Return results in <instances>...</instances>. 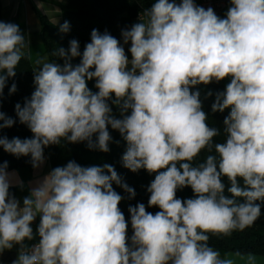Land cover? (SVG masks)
I'll return each mask as SVG.
<instances>
[{
  "label": "clouds",
  "instance_id": "clouds-1",
  "mask_svg": "<svg viewBox=\"0 0 264 264\" xmlns=\"http://www.w3.org/2000/svg\"><path fill=\"white\" fill-rule=\"evenodd\" d=\"M226 18L194 0H156L141 22L122 31L131 43V60L115 37L93 29L81 53L72 39L52 55L64 65L37 60L36 85L23 106L15 105L20 123L32 138L0 137L4 151L31 156L33 167L44 161L43 150L62 139L87 141L90 149L108 152L118 130L126 142L123 166L132 172L157 173L148 187V207H129L133 230L120 208L121 186L129 198L135 190L123 183L113 166L82 167L70 161L54 168L23 199L9 193L7 163L0 166V254L20 245L13 264H237L209 245L211 236H231L261 217L264 204V0H231ZM69 30L67 21L60 26ZM19 26L0 21V97L7 79L27 48ZM80 57L73 66L71 60ZM129 65L131 67H129ZM94 69V70H93ZM230 78L212 111L230 109L221 129L208 124L198 84ZM95 79L97 92L87 82ZM12 84L9 93H15ZM121 119L112 115L108 101ZM130 110V114L128 113ZM0 129L15 121L0 112ZM95 135V140L93 136ZM207 149L203 162L195 158ZM214 153V154H211ZM229 182L225 195V183ZM242 181V185L241 182ZM191 187L194 198H177ZM40 216L39 242L31 224ZM242 264L256 257L241 253Z\"/></svg>",
  "mask_w": 264,
  "mask_h": 264
},
{
  "label": "trees",
  "instance_id": "trees-1",
  "mask_svg": "<svg viewBox=\"0 0 264 264\" xmlns=\"http://www.w3.org/2000/svg\"><path fill=\"white\" fill-rule=\"evenodd\" d=\"M156 0H67L61 12V20L57 24L50 22L45 16H39L40 21V41L43 52L47 55L49 62H55L64 65V60L57 56H53V51L60 47L67 49L69 42L76 39L79 42L81 53L87 43L91 42V32L93 29L98 30L101 34L107 32L117 39L118 34L123 30H129L133 26L134 19L143 14L144 10L149 8ZM0 21L6 22L2 18V9L0 6ZM67 21L69 30L62 32L60 26ZM73 66L80 63V57L71 60ZM94 70V69H93ZM35 70L32 63L25 53L16 68V75L7 79L6 85L3 89V95L0 97V112L5 113L7 117L12 118L15 123L10 128L0 129V137H6L11 140L18 137L21 140L32 138L33 133L26 124H22L16 115L15 105L17 103L23 106L25 99H30L34 92L36 85L34 84ZM230 78H225L220 81L213 80L211 83L198 84L191 87L192 92L199 91V99L202 104V110L208 115V124L211 127L221 129V135L216 137V142L224 141L223 121L229 115L230 109H225L223 112H213L212 105L216 101L219 93L225 91ZM15 83L17 91L10 94L9 89ZM95 79L87 82L88 88L92 92H97L95 87ZM111 108L115 111H120L117 105L108 101ZM130 114V110L128 113ZM121 119V115L114 116ZM3 123V121H0ZM108 131L112 137L109 142V151L102 152L98 149H90L87 141L70 143L66 139H62L59 144H51L44 148L43 155L47 156L50 170L56 167H64L68 162L74 161L82 167L89 166H103L109 164L114 167L123 183L135 190V196L129 198V194L119 185L113 182L114 190L120 194L123 199L118 207L124 214L126 221H128L127 236L129 245H131V236L133 230L130 223L129 207H135L138 203H143L146 210L155 214L160 211L159 207H148V200L150 193L148 187L154 180L157 173H149L145 169H140L137 172L125 168L122 163V156L126 151V142L123 140L118 130H114L108 126ZM95 140V135L93 136ZM210 154L207 149L203 150L193 161L194 164L203 162L206 156ZM214 154V153H211ZM7 163V169L32 168L33 164L31 156L17 157L4 151L0 146V166ZM225 183V195L231 197L227 192L229 182L223 178ZM242 185V181L240 182ZM10 195H13V190L9 188ZM177 198L186 200L194 198V193L191 187H184L178 189L176 192ZM261 217L244 231L233 232L231 236H211L209 245L214 249L219 250L221 256L226 252H239L241 254H256L264 256V204H261Z\"/></svg>",
  "mask_w": 264,
  "mask_h": 264
},
{
  "label": "crops",
  "instance_id": "crops-1",
  "mask_svg": "<svg viewBox=\"0 0 264 264\" xmlns=\"http://www.w3.org/2000/svg\"><path fill=\"white\" fill-rule=\"evenodd\" d=\"M67 0H0V6L2 9V18L6 20V23H14L19 26L21 34L27 37L29 35L39 36L40 21L39 16H45L53 24H57L61 20V12L65 6ZM169 2H175L180 4L181 0H169ZM232 7L231 0H229L228 6L221 12L220 18H226L228 9ZM143 15V14H142ZM138 15L133 25L141 22V16ZM117 40L120 41L121 46L124 47L125 53L131 60V53L129 48L131 43L124 44L122 33L118 34ZM28 43V41L26 42ZM30 45L27 53L29 59H31ZM129 67H131L129 65ZM9 174V180L11 182V188L13 195L19 202L20 206H23V199L30 195L33 188L37 187L47 176L51 170L47 156H44V161L38 167L19 168L7 171ZM40 223V216L37 215L31 227L33 229L34 239L29 241L25 240L24 243L29 246L33 242H39V236L37 234V227ZM20 250V245H14L11 250H4L0 254V264H13L17 259ZM225 254H231L232 258L237 260V264H242L240 257H236L235 252H226ZM222 255V257L225 256ZM248 254H242L243 257H247ZM256 257V264H264V256L252 254Z\"/></svg>",
  "mask_w": 264,
  "mask_h": 264
},
{
  "label": "rangeland",
  "instance_id": "rangeland-1",
  "mask_svg": "<svg viewBox=\"0 0 264 264\" xmlns=\"http://www.w3.org/2000/svg\"><path fill=\"white\" fill-rule=\"evenodd\" d=\"M25 41L27 43V48L24 49L25 52H28V49H29V45L31 46L30 47V50H31V63H32V67L33 69L36 71L39 69V67L41 66H37L36 64V61L37 60H42V61H47L49 62L48 58H47V55H45V53L43 52V48H42V45H41V41L39 39V37L37 36H34V35H29V36H25ZM112 115L113 116H117V115H121V111H115L112 109Z\"/></svg>",
  "mask_w": 264,
  "mask_h": 264
},
{
  "label": "built area",
  "instance_id": "built-area-1",
  "mask_svg": "<svg viewBox=\"0 0 264 264\" xmlns=\"http://www.w3.org/2000/svg\"><path fill=\"white\" fill-rule=\"evenodd\" d=\"M194 3L197 6L203 7L205 9L211 7L214 10L215 14L220 17L221 12L228 6L229 0H194ZM37 243L38 242H33L28 247L31 248Z\"/></svg>",
  "mask_w": 264,
  "mask_h": 264
}]
</instances>
